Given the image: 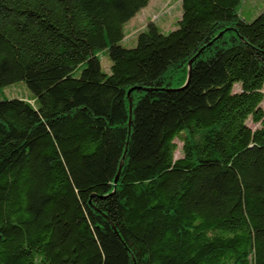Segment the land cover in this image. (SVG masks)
Returning <instances> with one entry per match:
<instances>
[{
	"label": "trees",
	"instance_id": "1",
	"mask_svg": "<svg viewBox=\"0 0 264 264\" xmlns=\"http://www.w3.org/2000/svg\"><path fill=\"white\" fill-rule=\"evenodd\" d=\"M149 1L0 0V264H264V10Z\"/></svg>",
	"mask_w": 264,
	"mask_h": 264
},
{
	"label": "rangeland",
	"instance_id": "2",
	"mask_svg": "<svg viewBox=\"0 0 264 264\" xmlns=\"http://www.w3.org/2000/svg\"><path fill=\"white\" fill-rule=\"evenodd\" d=\"M178 3L179 0H150L145 7L139 10L137 14L125 24L124 32L127 34V37L121 40V45L127 48L135 47L139 32L144 29L148 30L149 23H154L157 28L164 33H168L174 29L179 17L177 15V8H179ZM263 10L264 0H245L242 4L240 13L244 15L247 21H251ZM98 56L101 59L103 69L109 71L111 61L108 57L107 49L100 50ZM79 73L80 71L77 70L76 74L79 75ZM10 98L34 99V94L24 81H17L0 88V99ZM251 125L256 127L255 124L251 123ZM177 142L178 150L176 156H180L182 154L180 150L182 143L178 140Z\"/></svg>",
	"mask_w": 264,
	"mask_h": 264
},
{
	"label": "water",
	"instance_id": "3",
	"mask_svg": "<svg viewBox=\"0 0 264 264\" xmlns=\"http://www.w3.org/2000/svg\"><path fill=\"white\" fill-rule=\"evenodd\" d=\"M192 61H190V63H191Z\"/></svg>",
	"mask_w": 264,
	"mask_h": 264
}]
</instances>
